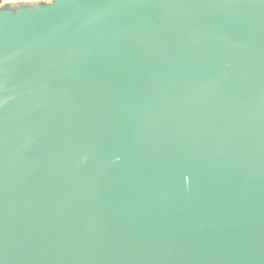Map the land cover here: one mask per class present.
Listing matches in <instances>:
<instances>
[{
  "label": "water",
  "instance_id": "water-1",
  "mask_svg": "<svg viewBox=\"0 0 264 264\" xmlns=\"http://www.w3.org/2000/svg\"><path fill=\"white\" fill-rule=\"evenodd\" d=\"M0 264H264V0L4 2Z\"/></svg>",
  "mask_w": 264,
  "mask_h": 264
},
{
  "label": "rangeland",
  "instance_id": "rangeland-1",
  "mask_svg": "<svg viewBox=\"0 0 264 264\" xmlns=\"http://www.w3.org/2000/svg\"><path fill=\"white\" fill-rule=\"evenodd\" d=\"M6 1H17V0H6ZM29 1H38V0H29ZM45 1H51V0H45Z\"/></svg>",
  "mask_w": 264,
  "mask_h": 264
},
{
  "label": "clouds",
  "instance_id": "clouds-1",
  "mask_svg": "<svg viewBox=\"0 0 264 264\" xmlns=\"http://www.w3.org/2000/svg\"><path fill=\"white\" fill-rule=\"evenodd\" d=\"M4 2H6V0H0V6H2Z\"/></svg>",
  "mask_w": 264,
  "mask_h": 264
}]
</instances>
